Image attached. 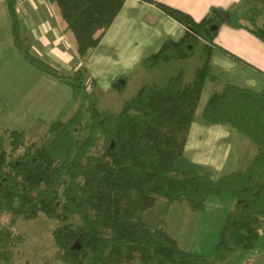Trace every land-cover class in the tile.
<instances>
[{
    "label": "trees",
    "instance_id": "16d2710c",
    "mask_svg": "<svg viewBox=\"0 0 264 264\" xmlns=\"http://www.w3.org/2000/svg\"><path fill=\"white\" fill-rule=\"evenodd\" d=\"M4 1L21 57L69 86L83 103L69 120L48 124L38 141L29 144L22 131L5 129L0 135V264L11 263L15 248L23 242L13 230L16 221L38 216L57 225L54 241L62 264H126L135 259L141 264H217L259 245L264 226V89L255 92L225 84L202 110L205 123L229 126L254 144L257 153L246 169L215 180L212 170L185 156V146L205 84L217 81L210 68L213 51L245 64L216 46L219 28L245 29L264 43V0H244L227 11L212 9L199 22L156 0H139L186 28L181 40L165 42L143 61L145 70L190 60L198 52L204 61L190 82L179 71L162 87L145 84L121 101L118 112L98 109L96 88L89 92L86 86L85 68L65 76L32 55L21 37L17 0ZM49 1L72 32L83 62L125 3ZM128 81L113 84L119 96L126 93ZM223 196L235 204L212 260L183 251L165 229L151 227L142 218L160 200L165 202L163 212L179 202L202 213L209 198ZM8 215L11 221L5 224L1 219Z\"/></svg>",
    "mask_w": 264,
    "mask_h": 264
},
{
    "label": "crops",
    "instance_id": "0c3cea01",
    "mask_svg": "<svg viewBox=\"0 0 264 264\" xmlns=\"http://www.w3.org/2000/svg\"><path fill=\"white\" fill-rule=\"evenodd\" d=\"M156 1L187 13L199 22L212 9L231 10L244 0ZM16 4L21 37L32 55L65 76H71L81 67L85 68L86 75L100 91L113 99L119 98L113 89L115 82L129 79V86L132 78L136 80L143 73L156 71L145 70L143 61L156 54L165 42H177L186 33L184 26L156 6L139 0H125L98 47L83 62L77 53L74 36L62 21L55 4L49 0H17ZM215 44L246 65L215 50L210 68L217 81L207 82L221 88L225 84L237 87L245 84L249 90L264 89L262 41L245 29L223 25L218 30ZM215 66L222 72L223 79L213 73ZM206 84L200 100V103L204 100V104L211 96L204 94ZM74 98L69 86L37 70L21 57L12 36L7 4L0 0V122L10 131L27 133L41 130L45 124L71 116L77 108ZM203 108L202 105L200 111L197 109L195 119L198 114L202 118ZM256 153L254 144L235 129L225 125L196 124L195 121L185 146V156L191 162L212 170L215 180L246 169ZM224 197L209 198L206 208L208 203L212 204V208L221 207L223 201L219 199ZM234 204L232 201L229 203V212ZM176 205L185 207L179 202L170 206ZM260 234L264 239V226ZM250 252H254V256L247 264H264V246L262 249L260 244Z\"/></svg>",
    "mask_w": 264,
    "mask_h": 264
},
{
    "label": "rangeland",
    "instance_id": "374dc122",
    "mask_svg": "<svg viewBox=\"0 0 264 264\" xmlns=\"http://www.w3.org/2000/svg\"><path fill=\"white\" fill-rule=\"evenodd\" d=\"M203 61L204 58L202 54L198 52L194 58L190 60L176 62L169 66H162L160 69L153 71L152 73H143L136 80L132 78L124 96L121 97L118 95L119 98L117 99H113L111 96L105 95L106 93L100 91L95 82L87 75L86 86L89 92L96 88L94 90L99 99L98 109L100 111L109 110L118 112L121 107V101L123 99L131 98L137 93L140 87L145 84L154 83L162 87L166 84L170 77L176 75L179 71H184L186 81L190 82L194 71L202 64ZM213 70L214 74L223 79V76H221L222 72L219 71L217 66H215ZM255 78L258 77L255 76ZM238 86L248 89V86L245 84ZM220 89V85H214L207 82L204 94L206 96H210L211 93L217 90L219 91ZM251 90L260 92L262 91V88H251ZM82 103L83 99L81 97L74 98V106L78 107V105ZM202 105L204 107V100H202L199 104L198 111H200ZM73 114L68 117L64 116L62 120H69ZM195 122L196 124H207L200 117V114L196 117ZM48 124L43 125L41 130L36 129L33 132H27L26 134L29 138L28 143L30 144L38 141L39 138H42ZM5 129L4 124L0 122V135H3V131ZM5 144V149L9 151L10 147L8 143L6 142ZM224 198L219 199L223 201L221 207L218 206L217 208H212V204L208 203L206 210L202 213H194L190 211L185 203H183L185 207H181L180 205H176V207L170 206L167 212H163L165 202L160 200L156 203L154 208L142 213V218L151 227L166 229L167 233L177 241L178 246L183 251L212 260L216 243L220 238L225 218L229 212V203L231 201L235 202L231 197L225 196ZM10 219L11 216L8 215L3 217L1 220L5 224H10ZM56 226V224L49 221L44 216H38L37 218L28 220L20 219L16 221L13 226V230L15 233L21 234L23 242L15 248L14 260L9 264H62L57 258L58 249L56 248L54 241V231ZM260 244L263 249V238L260 239ZM253 256L254 252L246 253L238 251L232 255L227 262L217 264H247ZM126 264L141 263L138 259H135L134 261Z\"/></svg>",
    "mask_w": 264,
    "mask_h": 264
}]
</instances>
